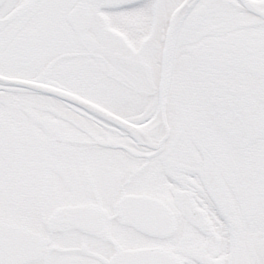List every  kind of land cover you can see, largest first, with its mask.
Returning <instances> with one entry per match:
<instances>
[{"label":"snow or ice","instance_id":"6c2138e0","mask_svg":"<svg viewBox=\"0 0 264 264\" xmlns=\"http://www.w3.org/2000/svg\"><path fill=\"white\" fill-rule=\"evenodd\" d=\"M0 264H264V0H0Z\"/></svg>","mask_w":264,"mask_h":264}]
</instances>
